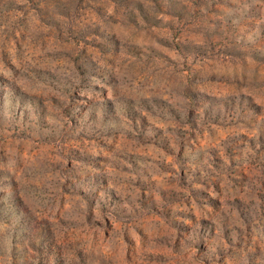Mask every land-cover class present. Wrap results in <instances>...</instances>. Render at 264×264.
<instances>
[{"label":"rangeland","instance_id":"374dc122","mask_svg":"<svg viewBox=\"0 0 264 264\" xmlns=\"http://www.w3.org/2000/svg\"><path fill=\"white\" fill-rule=\"evenodd\" d=\"M0 264H264V0H0Z\"/></svg>","mask_w":264,"mask_h":264}]
</instances>
